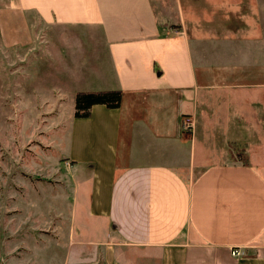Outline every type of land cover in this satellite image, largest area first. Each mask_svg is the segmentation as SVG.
<instances>
[{
    "label": "crops",
    "instance_id": "obj_1",
    "mask_svg": "<svg viewBox=\"0 0 264 264\" xmlns=\"http://www.w3.org/2000/svg\"><path fill=\"white\" fill-rule=\"evenodd\" d=\"M229 1L244 6L242 30L221 16ZM174 2L168 22L160 20L156 0H0L1 14L33 17L42 32L71 28L87 32L88 43L101 39L106 64L65 57L68 73L60 77L73 83L75 97L123 92L120 108L95 105L88 118H75L74 108L55 124L65 128L68 170L76 169L71 208H85L103 234L77 241L86 246L83 264H264V157L252 151L264 149V80L245 79L246 69L262 64L243 62L231 73L199 67L192 48L193 34L195 40L208 34L260 52L264 1ZM245 4L252 5V20L245 21ZM63 104L51 115H60ZM185 116L195 120L193 134L182 130ZM245 151L247 162L237 157ZM50 191L68 195L60 185Z\"/></svg>",
    "mask_w": 264,
    "mask_h": 264
},
{
    "label": "rangeland",
    "instance_id": "obj_2",
    "mask_svg": "<svg viewBox=\"0 0 264 264\" xmlns=\"http://www.w3.org/2000/svg\"><path fill=\"white\" fill-rule=\"evenodd\" d=\"M174 4V0H156L161 21H174ZM223 6L220 11L223 20L232 18L228 23L235 20L233 29L242 30L240 16L244 6L232 1ZM251 7L245 4V21L248 16L252 20ZM204 17L211 20L208 14ZM194 18L192 8H187L186 24L191 34ZM43 30H39L33 17L0 13V264H80L84 261L82 253L87 251L77 241L103 236L101 226L87 217L85 208L80 204L71 208L68 197L70 191L74 193L76 169L68 170L70 163L64 158L70 153L65 128L64 131L55 128L58 122L65 123L75 108V86L61 78L68 73L64 69L65 57H74L76 63L83 59L106 64V51L98 36L91 38L90 43L89 39L85 41L87 32L71 28L43 27ZM247 30L253 32L245 23V32L250 34ZM193 35L192 48L199 67L219 65L231 73V67L238 68L243 62L247 66L260 61L259 68L245 70V79L264 80V48L254 52L247 50V44L239 45L233 37L210 38L206 34L195 40ZM247 40L255 41L256 37ZM50 76L52 83H48ZM61 100H64L61 116L56 112L51 115ZM252 151L264 157V149ZM237 157L248 161L246 151ZM57 185L65 187L68 195L63 193L62 199L58 192L51 195L50 190ZM81 223L90 225L94 231L89 234ZM72 239L75 243H71Z\"/></svg>",
    "mask_w": 264,
    "mask_h": 264
},
{
    "label": "trees",
    "instance_id": "obj_3",
    "mask_svg": "<svg viewBox=\"0 0 264 264\" xmlns=\"http://www.w3.org/2000/svg\"><path fill=\"white\" fill-rule=\"evenodd\" d=\"M123 92L119 90L84 91L75 97V118H88L95 105H104L109 109L121 107Z\"/></svg>",
    "mask_w": 264,
    "mask_h": 264
},
{
    "label": "built area",
    "instance_id": "obj_4",
    "mask_svg": "<svg viewBox=\"0 0 264 264\" xmlns=\"http://www.w3.org/2000/svg\"><path fill=\"white\" fill-rule=\"evenodd\" d=\"M195 128V120L192 116H185L182 120V130L185 133H192ZM69 164V163H68ZM70 166V164H69ZM240 253L238 251H233V255H239Z\"/></svg>",
    "mask_w": 264,
    "mask_h": 264
}]
</instances>
